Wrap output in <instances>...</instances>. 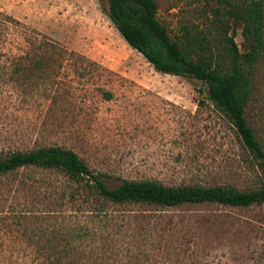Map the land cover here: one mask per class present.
<instances>
[{
  "label": "rangeland",
  "instance_id": "374dc122",
  "mask_svg": "<svg viewBox=\"0 0 264 264\" xmlns=\"http://www.w3.org/2000/svg\"><path fill=\"white\" fill-rule=\"evenodd\" d=\"M156 2L171 36L183 25L205 31L206 0ZM253 71L245 117L264 145V53ZM47 146L73 151L110 187L248 191L262 179L205 84L155 71L111 24L105 0H0V158ZM71 193L56 171L0 177V264H264V204L92 206Z\"/></svg>",
  "mask_w": 264,
  "mask_h": 264
},
{
  "label": "trees",
  "instance_id": "16d2710c",
  "mask_svg": "<svg viewBox=\"0 0 264 264\" xmlns=\"http://www.w3.org/2000/svg\"><path fill=\"white\" fill-rule=\"evenodd\" d=\"M105 1L111 24L155 71L205 84L206 97L228 120L241 147L258 166L262 178L260 186L239 191L225 186L170 187L152 180H123L118 186L110 187L103 174L92 171L73 151L58 146L8 153L0 158V177L24 168L56 171L75 186L71 198L80 192L92 198V206L106 203L161 207L199 203L231 207L264 204V145L245 117L254 91L253 68L264 53V0H206L210 18L205 31L196 28L193 33L190 26L183 25L179 36H171L158 20L156 0ZM211 1L216 4H210ZM231 24L240 26L247 47L245 53H241L234 42ZM83 234L80 228L64 237L63 252L72 250L73 244L85 236ZM61 262L56 259L46 264Z\"/></svg>",
  "mask_w": 264,
  "mask_h": 264
}]
</instances>
